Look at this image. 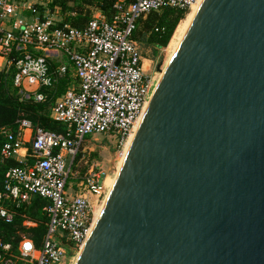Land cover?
<instances>
[{
	"label": "water",
	"instance_id": "1",
	"mask_svg": "<svg viewBox=\"0 0 264 264\" xmlns=\"http://www.w3.org/2000/svg\"><path fill=\"white\" fill-rule=\"evenodd\" d=\"M75 264H264V0H202Z\"/></svg>",
	"mask_w": 264,
	"mask_h": 264
},
{
	"label": "built area",
	"instance_id": "2",
	"mask_svg": "<svg viewBox=\"0 0 264 264\" xmlns=\"http://www.w3.org/2000/svg\"><path fill=\"white\" fill-rule=\"evenodd\" d=\"M196 2L118 0L110 20L93 9L77 29L52 19L38 0H0V68L13 70L20 100L42 104L46 96L39 90L52 89L67 74L76 81L51 109L63 133L34 128L26 119L0 130V160L14 162L0 191V219L10 223L33 198L45 201L39 248L23 238L14 253L0 242V264H72L78 256L107 194V173L85 161L88 145L97 142L91 136L124 148L158 82L133 37L139 22L164 9L188 13ZM153 31L165 34L164 28ZM23 219L26 228L38 224Z\"/></svg>",
	"mask_w": 264,
	"mask_h": 264
},
{
	"label": "trees",
	"instance_id": "3",
	"mask_svg": "<svg viewBox=\"0 0 264 264\" xmlns=\"http://www.w3.org/2000/svg\"><path fill=\"white\" fill-rule=\"evenodd\" d=\"M118 0H52L49 4V10H57L64 15V22L73 27L82 28L91 16L92 9H98L107 20L113 15V6ZM68 15V16H66ZM187 13L184 11L164 9L160 14H150L147 20L139 22L142 25V31L139 37L134 34V39L140 44L152 45L159 48H167L180 22L186 18ZM154 19V20H153ZM152 23V25H151ZM165 29V34L160 36L154 33L153 27ZM139 27V26H138ZM140 28H138L139 30ZM151 29V30H150ZM150 31L148 35L145 33ZM13 70L0 71V130L3 128L15 129L16 121L26 119L30 121L34 128H42L53 133H63L65 126L51 118V109L55 101L65 92L76 84L75 79L67 74L60 79L52 89H41L40 93L46 96V101L37 104L30 100H20L18 89L13 85ZM74 83V84H73ZM4 139L0 134V151ZM14 162H2L0 160V191L3 188L4 176ZM45 201L40 198H33L29 205L17 209V215L12 222L6 223L0 219V242L4 245H10L12 252L16 253L19 243L23 238L30 239L34 242L35 247L39 248L41 239L45 233L44 217L42 207ZM23 216L36 221L38 224L34 228L23 226ZM22 264V263H17Z\"/></svg>",
	"mask_w": 264,
	"mask_h": 264
},
{
	"label": "rangeland",
	"instance_id": "4",
	"mask_svg": "<svg viewBox=\"0 0 264 264\" xmlns=\"http://www.w3.org/2000/svg\"><path fill=\"white\" fill-rule=\"evenodd\" d=\"M38 1L45 4L46 8L49 10V4H51V0H38ZM49 12L51 14L52 19L54 20H61L65 17L64 15H61V13H59V11L57 10L54 11L49 10ZM143 24L142 23L141 25L139 24L140 29L136 32L135 35L136 37H139L140 33L143 32L142 31ZM149 33L150 31L146 32L145 34L148 35ZM145 47H147L145 49L147 55H144V57L147 60L146 64L150 66L151 73L155 78V82H157L158 75L161 76L162 72L165 69L166 62L170 57L171 49H169V46L166 49L157 47V49L154 52H151L153 51L152 45H147ZM2 62L3 61H1L0 65H2ZM63 65L67 66V62L63 61ZM103 137L104 136L102 135H97L94 137L91 136V138H95L97 142L90 143L88 145V151L85 154V161H87L88 166L91 165L97 166L98 168L104 170L108 176L112 177L116 174V169L119 164L121 155L124 151V148L116 147L112 139H107ZM85 139H90V136L86 137ZM75 259H77L76 256L74 257L72 264H75Z\"/></svg>",
	"mask_w": 264,
	"mask_h": 264
},
{
	"label": "bare ground",
	"instance_id": "5",
	"mask_svg": "<svg viewBox=\"0 0 264 264\" xmlns=\"http://www.w3.org/2000/svg\"><path fill=\"white\" fill-rule=\"evenodd\" d=\"M201 1H202V0H197L196 4L193 5L192 8L190 9V11L187 13L185 20H183V21L178 25V27H177V29H176V31H175V34H174V36H173V38H172V40H171V42H170V45H169V49H171L170 57H171L173 51L175 50L177 44L179 43L181 37L183 36L185 30L187 29L189 23L191 22L193 16L195 15V13H196V11H197V9H198V7H199ZM170 57L168 58V60H167V62H166V65H167V63H168ZM165 67H166V66H165ZM162 73H163V72H162ZM160 77H161V76L158 75V79H157V81H159ZM135 129H136V127H135ZM132 136H133V134H131L130 138L128 139L127 143H126L125 146H124V151H123V153H122V155H121V158H120L119 164H118V166H117L116 172H117V170H118V167H119V165H120V163H121V161H122V158H123V156H124V154H125V151H126L128 145H129V142H130ZM114 177H115V175L112 176V177L107 176V177L105 178V180H104V187L106 188L107 192H108V190H109V187H110V185H111V183H112ZM100 207H101V205H99V206L97 207V209H96V215H97V213H98ZM95 218H96V216H95ZM75 262H76V259H75Z\"/></svg>",
	"mask_w": 264,
	"mask_h": 264
},
{
	"label": "flooded vegetation",
	"instance_id": "6",
	"mask_svg": "<svg viewBox=\"0 0 264 264\" xmlns=\"http://www.w3.org/2000/svg\"><path fill=\"white\" fill-rule=\"evenodd\" d=\"M140 45H141V49H142V54H143V56H144V55H147V54H146V51H145V49L147 48V47H145V46H147V45H144V44H142V43H141ZM152 48H153V51H151V52H154V51L157 49V47H155V46H153Z\"/></svg>",
	"mask_w": 264,
	"mask_h": 264
},
{
	"label": "crops",
	"instance_id": "7",
	"mask_svg": "<svg viewBox=\"0 0 264 264\" xmlns=\"http://www.w3.org/2000/svg\"><path fill=\"white\" fill-rule=\"evenodd\" d=\"M143 58H144V59H145V61L147 62V60H146V58H145L144 56H143ZM1 61H2V60L0 59V63H1ZM146 62H145V66H146V67H149V65H148V64H146ZM150 62H152V61H150ZM2 69H3V68H0V71H1Z\"/></svg>",
	"mask_w": 264,
	"mask_h": 264
}]
</instances>
